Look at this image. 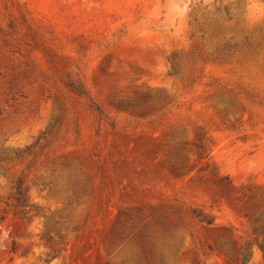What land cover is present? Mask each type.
I'll list each match as a JSON object with an SVG mask.
<instances>
[{"label": "rangeland", "instance_id": "rangeland-1", "mask_svg": "<svg viewBox=\"0 0 264 264\" xmlns=\"http://www.w3.org/2000/svg\"><path fill=\"white\" fill-rule=\"evenodd\" d=\"M0 264H264V0H0Z\"/></svg>", "mask_w": 264, "mask_h": 264}, {"label": "trees", "instance_id": "trees-1", "mask_svg": "<svg viewBox=\"0 0 264 264\" xmlns=\"http://www.w3.org/2000/svg\"><path fill=\"white\" fill-rule=\"evenodd\" d=\"M225 19H226V20L228 19V16H227V15L225 16ZM225 47H227V46H225ZM196 217L199 219L200 222H203V223H205V224H210L209 221H207V220H206L205 218H203V217H200V215H196ZM259 248H260V245H259Z\"/></svg>", "mask_w": 264, "mask_h": 264}]
</instances>
